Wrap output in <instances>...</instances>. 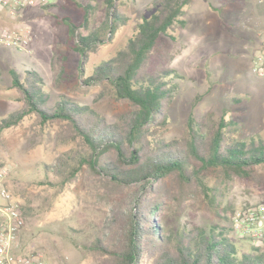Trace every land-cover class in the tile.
<instances>
[{"label":"rangeland","instance_id":"374dc122","mask_svg":"<svg viewBox=\"0 0 264 264\" xmlns=\"http://www.w3.org/2000/svg\"><path fill=\"white\" fill-rule=\"evenodd\" d=\"M186 1L184 24L161 33L156 47L159 55L170 58L167 66L183 78L173 80L178 90L164 107L163 121L152 124L150 133L165 141L181 138L189 117L200 120L208 116L215 121H234L238 137L259 134L264 138V76L252 69L264 36V22H260L264 0L255 1L258 10L254 0ZM150 4L151 0H114L113 8L121 16L118 27L85 57L69 46L68 22L81 34L97 28L106 18L105 0H49L48 5L27 11L25 23L31 29L27 47L0 44V118L22 105L10 72L22 78L29 67L44 81L49 104L65 97L89 105L107 122L130 111L129 102L118 98L107 80L85 84L82 78L125 46L138 22L153 11ZM249 34L255 38L245 50ZM68 150L82 153L87 148L78 137H72L63 120L41 124L30 114L16 125L0 128V168H7L1 184L21 203L25 215L17 250H40L46 264H108L104 254L76 244V237L87 235L94 221L105 219L114 203L129 197L134 185L121 190L108 186L84 166L63 188L52 187L44 181L56 177L52 172L46 176L44 165ZM152 186L161 191L154 211L166 232L192 226L206 230L215 225L231 227L230 214L235 208L264 202V164L249 177L218 167H208L185 180L169 173L151 180L142 191ZM156 196L155 191L146 195L147 199ZM229 234L244 250L251 249V244L264 247L263 242L251 243L237 232Z\"/></svg>","mask_w":264,"mask_h":264},{"label":"trees","instance_id":"16d2710c","mask_svg":"<svg viewBox=\"0 0 264 264\" xmlns=\"http://www.w3.org/2000/svg\"><path fill=\"white\" fill-rule=\"evenodd\" d=\"M105 3V20L86 34L68 22L69 46L82 57L118 27L121 16L113 8L114 0ZM185 4L186 0H151L153 11L138 22L125 46L82 78L85 84L107 80L115 95L129 102L130 111L116 121L107 122L89 105L65 97L49 104L44 81L29 67L22 78L10 72L22 105L0 118V128L16 125L30 114L41 124L66 121L72 137H78L87 150L65 151L44 165L46 176L52 172L56 177L44 181L52 187L63 188L84 166L105 179L108 186L121 190L134 185L129 197L114 203L105 219L94 221L87 235L76 237V244L104 254L108 264H264V247L251 244L249 250L239 248L229 234L230 226L215 225L209 230L192 226L166 232L154 211L160 204L159 186L142 191L145 184L169 173L185 180L208 167H218L249 177L253 169L264 164V138L259 134L238 137L237 125L230 119L189 117L181 138L169 141L150 133L152 124L163 121L164 107L178 90L173 80L183 78L167 66L170 58L159 55L156 47L161 33L184 24ZM150 191L158 196L147 199ZM20 211L24 217L21 203Z\"/></svg>","mask_w":264,"mask_h":264},{"label":"built area","instance_id":"2783aa9c","mask_svg":"<svg viewBox=\"0 0 264 264\" xmlns=\"http://www.w3.org/2000/svg\"><path fill=\"white\" fill-rule=\"evenodd\" d=\"M49 0H0V44L13 49H24L31 40L30 26L25 23L26 12L41 7ZM252 69L264 76V36L261 48L252 59ZM7 168H0V264H46L40 250H17L19 231L24 219L20 203L11 197L1 184ZM231 231L253 242L264 241V202L235 208L230 214Z\"/></svg>","mask_w":264,"mask_h":264},{"label":"crops","instance_id":"0c3cea01","mask_svg":"<svg viewBox=\"0 0 264 264\" xmlns=\"http://www.w3.org/2000/svg\"><path fill=\"white\" fill-rule=\"evenodd\" d=\"M256 0H254V5H253V7L254 8H257V10L260 8V6H258V4L255 2ZM258 6V7H257ZM256 10V9H255ZM264 17H262V19L260 20V22L262 21V22H264V19H263ZM251 27L253 26V25H250ZM250 30V29H249ZM255 37L254 36H250V34L248 35V37L247 38H245V40H244V48H245V50H246V48L247 47H250V44H251V42L253 41V39H254ZM254 43V42H253ZM256 46V45H255ZM257 46H258V44H257ZM252 47H254V46H251V48ZM250 48V49H251ZM259 50V49H258ZM257 50V51H258Z\"/></svg>","mask_w":264,"mask_h":264}]
</instances>
